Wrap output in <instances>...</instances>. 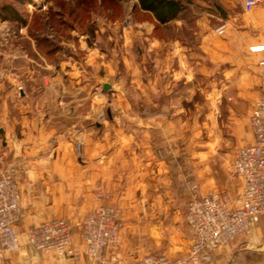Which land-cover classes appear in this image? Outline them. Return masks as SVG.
<instances>
[{
    "label": "crops",
    "instance_id": "1",
    "mask_svg": "<svg viewBox=\"0 0 264 264\" xmlns=\"http://www.w3.org/2000/svg\"><path fill=\"white\" fill-rule=\"evenodd\" d=\"M185 2L179 17L164 24L154 18L152 32L177 33L154 37L152 98L112 97L124 92L107 75L97 77L94 55L87 60L93 68L60 50L51 62L54 51L22 44L26 32L18 36L22 43L0 48L1 166L14 173L23 209L21 247L0 249V264H102L87 255L77 223L105 203L118 206L124 221L119 242L105 250L108 264H135L158 251L183 257L190 177L197 173L201 187L241 193L229 175L236 150L254 142L249 117L264 90V0L251 11L244 0ZM184 101L201 104L206 118L196 143L193 127L179 126L189 114ZM99 191L106 197L97 199ZM51 218L73 223V256L27 245L28 229ZM255 228L264 239L263 218ZM230 248L219 247L216 259Z\"/></svg>",
    "mask_w": 264,
    "mask_h": 264
},
{
    "label": "rangeland",
    "instance_id": "2",
    "mask_svg": "<svg viewBox=\"0 0 264 264\" xmlns=\"http://www.w3.org/2000/svg\"><path fill=\"white\" fill-rule=\"evenodd\" d=\"M4 5L12 6L22 21L4 19L2 15L4 11L2 6ZM154 24H156V22L153 15L143 11L137 5V0H0V48L2 51L10 47L12 41L22 43L21 41L24 39H20L19 34L21 32H26L30 38L22 44L25 47H36L39 49L38 51L40 53H45L48 47L51 52L54 50V53H51L49 57L51 62L58 60L55 52L60 50L63 54H61V56L66 60L72 61L75 59L78 64L87 68H93L87 65V60L92 54L96 58L92 62L95 63L94 65L97 68V77H101V79L104 80V75H107L112 81H116V83L120 84L119 87L123 90L124 95L121 94L120 97L117 95H110L114 98H152L151 95L154 92L152 85L153 77L151 76L153 75L154 37L160 38L161 33L164 31H166L167 37H169L168 34L174 35L177 33L173 30H171V32L170 28L159 29L152 32L151 28ZM146 31H150V33L147 34ZM181 35L183 36L184 32ZM145 36L148 38H145ZM20 43H18V47H21L22 44ZM111 69L114 70L113 75L108 74ZM200 99L201 98H195L196 101H200ZM185 101L182 103V106L189 110V114L187 115V119H184V117L180 118L179 126L185 127V122H187V127L192 126L196 143L198 139H201V133H198L196 128L199 129L201 124L206 121V118L201 111V104H192L189 101L186 103ZM178 110H180V107ZM179 112L181 113L184 111ZM190 115H193V117L198 115V119L190 118ZM78 143H82L83 146L82 141L79 140L76 146ZM198 146L197 144L194 145V153ZM77 152L81 154L82 149L79 151L77 148ZM184 152L182 151L181 157L185 155ZM187 154L191 156L189 152ZM181 159L182 158H180L179 161H181ZM3 162L4 160L0 163L1 169H5L1 166ZM231 167L229 179L231 181H238L242 184L241 178L234 175L233 157ZM216 170L219 171V168L211 167V172H216ZM206 174L208 175V173ZM202 178H205V176H201V179ZM190 179H192L193 182L190 187L191 192L189 199L194 190L203 194L210 190L223 189V187L215 188L213 186L201 187L200 176H198L197 173L192 175ZM184 180V178H181L179 184H183ZM99 193L103 195L99 196ZM105 197V191H99L96 194L97 199H103ZM188 202H186L187 206ZM101 205H110L118 209L121 216V210L118 206L111 203ZM91 211H89L85 217ZM22 218L23 209L21 220L18 224V230ZM84 218L78 223L82 222ZM63 219L68 220L73 228L71 220L67 218ZM78 223L77 226L80 229ZM255 227L224 245L225 247L231 246V251H225L224 255L220 258V262L216 259L214 252H212L210 256L202 260L200 264H264V246H260L264 243V239L263 235L256 233ZM189 234L190 242H188L189 245L186 248H183V257L187 256L191 249L192 236L190 231ZM232 244H235V247H232ZM177 250H179V248ZM156 253L165 254L161 251L151 254Z\"/></svg>",
    "mask_w": 264,
    "mask_h": 264
},
{
    "label": "built area",
    "instance_id": "3",
    "mask_svg": "<svg viewBox=\"0 0 264 264\" xmlns=\"http://www.w3.org/2000/svg\"><path fill=\"white\" fill-rule=\"evenodd\" d=\"M261 0H244L246 11L253 10ZM264 64V61L261 62ZM254 142L236 150L233 171L242 180V191L232 196L226 189L201 194L194 190L187 206L186 220L192 236L187 256L170 258L156 253L145 256L135 264H200L219 247L264 219V90L250 116ZM78 150L82 143H78ZM4 160L0 144V163ZM99 196L103 194L99 193ZM22 216L20 186L9 169L0 167V249L2 252L21 247L18 224ZM80 226L86 253L93 261L108 264L105 250L118 243L123 221L118 209L101 205L92 210ZM27 245L46 253L73 256V228L63 218L48 219L27 231ZM25 264V263H24Z\"/></svg>",
    "mask_w": 264,
    "mask_h": 264
},
{
    "label": "trees",
    "instance_id": "4",
    "mask_svg": "<svg viewBox=\"0 0 264 264\" xmlns=\"http://www.w3.org/2000/svg\"><path fill=\"white\" fill-rule=\"evenodd\" d=\"M137 5L143 11L151 13L154 18L163 24L182 15L186 8L185 0H137ZM2 9L4 10L2 12L4 19L22 21L12 6L4 5L2 6Z\"/></svg>",
    "mask_w": 264,
    "mask_h": 264
},
{
    "label": "water",
    "instance_id": "5",
    "mask_svg": "<svg viewBox=\"0 0 264 264\" xmlns=\"http://www.w3.org/2000/svg\"><path fill=\"white\" fill-rule=\"evenodd\" d=\"M223 26H224V23L221 24L220 26H218V27H217V30L220 29V28H222ZM109 88H110V84H109V83H106V84L104 85V90H107V89H109Z\"/></svg>",
    "mask_w": 264,
    "mask_h": 264
}]
</instances>
